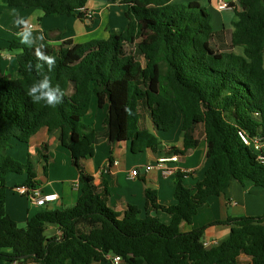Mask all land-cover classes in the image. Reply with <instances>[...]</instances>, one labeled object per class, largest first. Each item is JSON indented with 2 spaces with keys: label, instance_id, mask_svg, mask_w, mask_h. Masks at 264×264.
Returning <instances> with one entry per match:
<instances>
[{
  "label": "trees",
  "instance_id": "16d2710c",
  "mask_svg": "<svg viewBox=\"0 0 264 264\" xmlns=\"http://www.w3.org/2000/svg\"><path fill=\"white\" fill-rule=\"evenodd\" d=\"M88 1L0 0L92 20ZM109 1L126 7L127 21L105 39L45 45L13 39L7 48L16 57L19 77L0 74V264H89L109 255L128 264H241L240 256L247 255L252 264H264V214L212 223L229 224L231 231L210 246L203 239L210 224L180 229L233 180L264 188V163L240 136L244 131L264 137V0H239L232 27L223 30L213 28L198 1ZM48 91L56 97L52 104L43 95ZM94 102L106 107L103 131L85 122ZM143 117L156 132L182 120L184 149L171 152L177 155L199 144L190 130L202 125L211 163L192 188L178 173L172 205L160 204L157 192L146 188L148 211L137 219L132 207L121 216L108 205L109 190L95 184L83 159L95 155L102 135L111 143L129 142L133 153L155 151L159 138L140 127ZM43 128L59 129L60 143L78 170L81 195L72 206L42 208L21 227L6 209L8 175L25 173L22 185L30 188L40 181L34 162L15 159L9 148L15 141L29 142ZM48 151L43 142L38 152L45 173ZM152 210L170 214L171 222L160 221ZM50 223L61 236L46 234Z\"/></svg>",
  "mask_w": 264,
  "mask_h": 264
},
{
  "label": "crops",
  "instance_id": "0c3cea01",
  "mask_svg": "<svg viewBox=\"0 0 264 264\" xmlns=\"http://www.w3.org/2000/svg\"><path fill=\"white\" fill-rule=\"evenodd\" d=\"M177 2L198 1L211 16V23L215 30L231 28L235 19L234 10H219L220 0H175ZM98 0H89L86 4L93 14L92 20L80 19L76 15H47L38 7H10L0 2V74L19 77L18 62L14 54L7 50L13 39H18L26 44L38 43L56 44L68 38L76 42H84L93 38L98 32L103 31L106 36L119 23L107 21L105 17L99 19L98 15L105 14L107 5ZM124 8H126L124 6ZM123 8V13L125 9ZM109 10V9H108ZM122 13V12H121ZM227 13V14H226ZM115 14V13H114ZM125 24L123 25V27ZM123 27H120L122 29ZM30 30V34L25 39L23 33ZM94 107V108H93ZM94 112V127L98 128V123H103L106 117V107L98 108L96 103H92L90 115ZM140 127L146 128L159 138L157 149H147L139 153L130 150L127 141H117L111 143L109 139L102 135L98 137L95 144V155L83 159V164L87 172L94 176L95 184L110 192L105 196L108 205L112 206L117 212L124 214L132 207L134 217L144 218L147 214L145 189L155 190L158 202L163 205L175 203L174 192L178 173L183 172V182L192 188L202 180L211 163L207 157L208 144L203 133L202 125H193L190 133L195 138H199V144L191 149L187 154H178L177 162L167 163L168 171L154 168L150 171L145 170V166L155 164L157 159L162 156H169L173 153L172 149H184V131L182 120L168 131H155L150 119L143 117L140 120ZM104 130V129H103ZM102 130V131H103ZM60 131L55 129L49 131L43 128L38 134L33 136L29 142L15 141L12 145L10 155L17 160L26 161L30 158L34 162L35 171L38 176L39 187L46 192L56 191L60 194V199L49 206L63 209L74 205L81 195L82 184L79 180V173L72 163L71 152L61 145ZM43 142L49 143V160L47 163V173L44 172L45 162L39 156V148ZM18 143V144H15ZM102 148L101 154L97 147ZM10 148V149H11ZM9 149V150H10ZM139 169L138 176H132L134 168ZM17 176L22 178V184L27 178L24 174H9L7 181L10 183V193H6L7 212L19 224L26 223L31 216L42 208L34 206L29 199L17 191V187L22 185L17 183ZM48 206V207H49ZM35 207L37 211H35ZM160 221L169 224L171 215L162 210H152L151 215L156 216ZM264 214V188L256 186L252 182L242 184L233 180L228 188L220 195L211 196L208 201L199 209L198 214L191 223L183 221L180 229L183 232L191 231L209 225L205 231L203 239L209 245L218 244L225 239L230 231L229 224H212L216 221H224L230 217L260 216ZM46 234L50 236H61V231L57 224H47ZM241 264H252L251 258L247 255L240 256ZM6 264V263H2ZM89 264H115L109 257L106 260H92ZM118 264H128L124 260Z\"/></svg>",
  "mask_w": 264,
  "mask_h": 264
},
{
  "label": "built area",
  "instance_id": "2783aa9c",
  "mask_svg": "<svg viewBox=\"0 0 264 264\" xmlns=\"http://www.w3.org/2000/svg\"><path fill=\"white\" fill-rule=\"evenodd\" d=\"M239 0H220L218 4L219 10H234ZM90 11H88V16H92ZM240 136L243 142L251 147L258 156V159L264 163V137L259 135L251 136L248 133L241 131ZM178 155L171 154L169 156L159 157L155 164H149L145 166V170L148 172L154 168H160L165 171H168L167 163L177 162ZM139 169L136 167L131 171L132 176L139 175ZM17 191L26 196L29 201L36 207L44 208L53 204L54 202L60 199V194L56 191L46 192L40 187L30 188L28 186L20 185L17 187ZM206 246H210L207 242L204 241ZM115 264H118L123 261L122 256L120 255H109L108 256ZM15 264V263H14Z\"/></svg>",
  "mask_w": 264,
  "mask_h": 264
},
{
  "label": "rangeland",
  "instance_id": "374dc122",
  "mask_svg": "<svg viewBox=\"0 0 264 264\" xmlns=\"http://www.w3.org/2000/svg\"><path fill=\"white\" fill-rule=\"evenodd\" d=\"M97 1V0H96ZM99 2H102V3H104V4H107V3H109L110 1L109 0H98ZM114 4L113 5H107V9L105 10V14H102V15H98V17H99V19H103V17H105V19H107V21H112V25H113V22L114 23H119V24H117L116 25V27H119V28H117V29H120V27H123V25L124 24H126V21H127V19H126V17H125V14L123 13V8H124V5H122V4H120V3H118L117 1L116 2H113ZM109 9V10H108ZM124 9H126V8H124ZM122 12V13H121ZM115 13V14H114ZM91 14H92V12H91ZM227 14V13H226ZM104 32L103 31H100V32H98V34L97 35H95V37L96 38H98V39H105V38H107L108 36H106L105 34H103ZM217 44H216V46L217 47H219V48H222V46H220L221 44H220V40H218L217 42H216ZM141 60H143V62H145V60H144V58H140ZM10 76V75H9ZM94 108V107H93ZM142 111V110H141ZM94 112H92V114L90 115V114H88V115H86V117H85V122L87 123V124H89V125H93L94 126V124H93V122H94V114H93ZM142 115H143V111H142ZM98 125V128L102 131L103 129H104V125H103V123L101 124V122L100 123H98L97 124ZM15 144H18V143H15ZM11 148V147H10ZM9 148V149H10ZM12 150V148L9 150V151H11ZM97 150H99V155L101 154V151H102V148H101V146L100 147H97ZM101 150V151H100ZM17 175H19V174H17ZM17 178V180H16V182L19 184V183H21L22 182V178H20L19 176H17L16 177ZM22 184V183H21ZM10 185V183L7 181V186L8 187H10L9 186ZM9 193H10V191H11V189L10 188H8V190H7ZM35 211H37V208L35 207ZM18 225L19 226H21V227H24L25 225H26V223H18Z\"/></svg>",
  "mask_w": 264,
  "mask_h": 264
},
{
  "label": "clouds",
  "instance_id": "9594fccd",
  "mask_svg": "<svg viewBox=\"0 0 264 264\" xmlns=\"http://www.w3.org/2000/svg\"><path fill=\"white\" fill-rule=\"evenodd\" d=\"M29 34H30V30H26V31H24V33H23L22 35H23V37L26 39L27 36H28ZM46 59H52V58H47V57H46ZM42 87H47V85L45 84V85H43ZM33 91H34V90H33ZM43 95L47 96V98H48V103H49V104H52L53 101L56 100L55 95H54L51 91L45 92V93H43Z\"/></svg>",
  "mask_w": 264,
  "mask_h": 264
},
{
  "label": "water",
  "instance_id": "95a60500",
  "mask_svg": "<svg viewBox=\"0 0 264 264\" xmlns=\"http://www.w3.org/2000/svg\"><path fill=\"white\" fill-rule=\"evenodd\" d=\"M49 209H53V206H49ZM156 211L153 212L154 215H156Z\"/></svg>",
  "mask_w": 264,
  "mask_h": 264
}]
</instances>
